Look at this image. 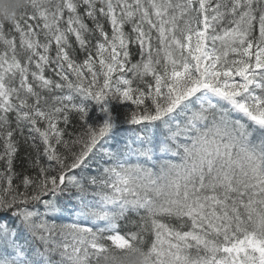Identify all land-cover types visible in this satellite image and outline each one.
I'll return each instance as SVG.
<instances>
[{
    "label": "snow or ice",
    "instance_id": "1",
    "mask_svg": "<svg viewBox=\"0 0 264 264\" xmlns=\"http://www.w3.org/2000/svg\"><path fill=\"white\" fill-rule=\"evenodd\" d=\"M0 218V264H264V0H26Z\"/></svg>",
    "mask_w": 264,
    "mask_h": 264
},
{
    "label": "clouds",
    "instance_id": "2",
    "mask_svg": "<svg viewBox=\"0 0 264 264\" xmlns=\"http://www.w3.org/2000/svg\"><path fill=\"white\" fill-rule=\"evenodd\" d=\"M26 0H0V22L18 16L23 11ZM115 261L109 264H145L144 257L139 252L130 250L115 253Z\"/></svg>",
    "mask_w": 264,
    "mask_h": 264
},
{
    "label": "trees",
    "instance_id": "3",
    "mask_svg": "<svg viewBox=\"0 0 264 264\" xmlns=\"http://www.w3.org/2000/svg\"><path fill=\"white\" fill-rule=\"evenodd\" d=\"M89 23H91V22H89ZM48 75H51V73H48ZM127 127V126H126ZM24 154V148H23V146L21 147V155H23ZM176 162H178V161H176ZM0 219H3V218H0ZM62 222L63 223H71L72 222V220L70 219V218H64L63 220H62Z\"/></svg>",
    "mask_w": 264,
    "mask_h": 264
},
{
    "label": "bare ground",
    "instance_id": "4",
    "mask_svg": "<svg viewBox=\"0 0 264 264\" xmlns=\"http://www.w3.org/2000/svg\"><path fill=\"white\" fill-rule=\"evenodd\" d=\"M135 59V58H134Z\"/></svg>",
    "mask_w": 264,
    "mask_h": 264
}]
</instances>
